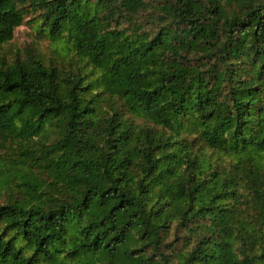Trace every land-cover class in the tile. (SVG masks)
Returning <instances> with one entry per match:
<instances>
[{
  "label": "trees",
  "instance_id": "1",
  "mask_svg": "<svg viewBox=\"0 0 264 264\" xmlns=\"http://www.w3.org/2000/svg\"><path fill=\"white\" fill-rule=\"evenodd\" d=\"M29 8L74 64L0 58V264H264V0H0V49Z\"/></svg>",
  "mask_w": 264,
  "mask_h": 264
},
{
  "label": "rangeland",
  "instance_id": "2",
  "mask_svg": "<svg viewBox=\"0 0 264 264\" xmlns=\"http://www.w3.org/2000/svg\"><path fill=\"white\" fill-rule=\"evenodd\" d=\"M38 13V11L30 8L27 10L22 23L14 28L12 38L4 43L0 49V58L5 61H10L16 57L20 59L39 58L55 66L74 64V54L68 49V45L63 38L54 39L47 34ZM40 139L44 140L42 137ZM12 145L14 146V143ZM10 146V143L8 146L0 145V162L2 165L6 162L10 164L17 156L14 154V147ZM19 171H26V169L10 168L6 171L10 182L9 185H0L1 201L22 195V189L17 187ZM17 241L22 243L20 239ZM64 254L65 252L62 255ZM65 263L75 264L76 261L71 258H66Z\"/></svg>",
  "mask_w": 264,
  "mask_h": 264
}]
</instances>
